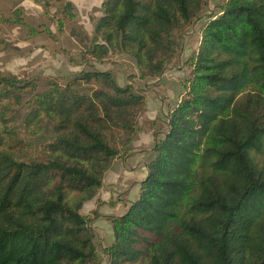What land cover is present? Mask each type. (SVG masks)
<instances>
[{"label":"trees","instance_id":"obj_1","mask_svg":"<svg viewBox=\"0 0 264 264\" xmlns=\"http://www.w3.org/2000/svg\"><path fill=\"white\" fill-rule=\"evenodd\" d=\"M201 5L103 0L93 41L101 56L126 54L157 78L175 57L176 31ZM184 86L137 198L111 220L107 264H264V0H226L203 23ZM49 87L37 104L54 122L46 147L56 155L21 162L0 150V264L96 259L91 218L80 210L120 155L112 135L130 131L144 106L108 71Z\"/></svg>","mask_w":264,"mask_h":264},{"label":"rangeland","instance_id":"obj_2","mask_svg":"<svg viewBox=\"0 0 264 264\" xmlns=\"http://www.w3.org/2000/svg\"><path fill=\"white\" fill-rule=\"evenodd\" d=\"M102 2L0 0V78L6 79L0 80V150L15 160L46 161L56 155L46 147L54 136V122L38 107V96L50 88L51 82L63 84L81 72L108 71L118 86L132 85L144 97V106L142 103L136 111L131 130L124 133L118 130L112 135L120 150L118 159L132 152L137 146L136 137L146 136L156 122L160 138L167 131L168 123L146 117V100L150 97L147 88L157 80L165 82L160 91L169 95L168 103L174 108L190 78V62L200 42V28L220 11L226 0H202L201 9L191 24L176 31L175 57L157 78L143 76L133 58L126 54L108 51L101 56L104 48L96 47L101 40L98 37L93 41V38L95 23L103 15ZM258 165L264 167V156L258 158ZM108 170L103 173L102 186L105 178H109ZM85 204L87 201L80 213L92 218L94 212ZM95 246L97 257L91 264H107L105 246L97 236Z\"/></svg>","mask_w":264,"mask_h":264},{"label":"crops","instance_id":"obj_3","mask_svg":"<svg viewBox=\"0 0 264 264\" xmlns=\"http://www.w3.org/2000/svg\"><path fill=\"white\" fill-rule=\"evenodd\" d=\"M186 51L188 53L189 49H186ZM164 83L157 80L152 82V87L147 88L150 97L146 100L147 110L145 115L150 120L161 119V121L166 120L168 123L167 113L173 108L168 103L169 95H164L160 91V87ZM170 83L168 82V84ZM157 125L158 122L152 130H149L146 136L136 137L135 143H137V146L132 152H129L123 158L113 160L111 168L108 170L109 178H105V182H103L97 196L85 204L94 212L90 227L98 240H102L104 248L108 247L113 241L112 218L124 214L130 203L138 196L139 184L147 175L146 162L152 158L153 148L158 139ZM108 185L111 187H107Z\"/></svg>","mask_w":264,"mask_h":264}]
</instances>
